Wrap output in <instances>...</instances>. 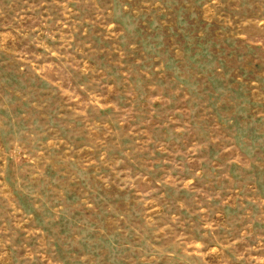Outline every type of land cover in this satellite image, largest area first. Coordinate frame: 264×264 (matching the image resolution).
<instances>
[{
  "label": "rangeland",
  "instance_id": "rangeland-1",
  "mask_svg": "<svg viewBox=\"0 0 264 264\" xmlns=\"http://www.w3.org/2000/svg\"><path fill=\"white\" fill-rule=\"evenodd\" d=\"M0 264H264V0H0Z\"/></svg>",
  "mask_w": 264,
  "mask_h": 264
}]
</instances>
